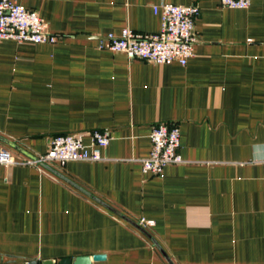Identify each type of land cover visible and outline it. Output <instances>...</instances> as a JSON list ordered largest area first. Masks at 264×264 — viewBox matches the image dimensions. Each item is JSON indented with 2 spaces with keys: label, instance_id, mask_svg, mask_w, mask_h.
<instances>
[{
  "label": "crops",
  "instance_id": "0c3cea01",
  "mask_svg": "<svg viewBox=\"0 0 264 264\" xmlns=\"http://www.w3.org/2000/svg\"><path fill=\"white\" fill-rule=\"evenodd\" d=\"M18 2L62 39L0 40V146L29 159L92 131L109 145L100 161L0 168V264H264V0ZM162 2L199 8L185 66L96 48L124 28L158 33ZM156 123L178 127L184 162L152 176Z\"/></svg>",
  "mask_w": 264,
  "mask_h": 264
},
{
  "label": "built area",
  "instance_id": "2783aa9c",
  "mask_svg": "<svg viewBox=\"0 0 264 264\" xmlns=\"http://www.w3.org/2000/svg\"><path fill=\"white\" fill-rule=\"evenodd\" d=\"M223 8L246 9L252 0H219ZM152 11L160 18V30L155 34H142L124 28L119 35H107L97 42V49L121 53L129 61L140 60L155 65L177 62L185 66L194 55L197 37L194 22L199 14L197 4L174 5L159 3ZM61 36L48 32L46 23L33 11L25 9L18 0H0V40L16 43L50 44L61 40ZM88 146L83 144V133L58 135L51 138L48 150L29 159H17L0 146V168L13 165L39 167L45 163L60 166L70 161H100V151L109 145V137L101 131H92ZM151 150L141 160L145 174L159 176L172 164L183 163L178 154L179 129L176 125L156 123L149 134ZM154 223L139 219L136 227L148 234Z\"/></svg>",
  "mask_w": 264,
  "mask_h": 264
},
{
  "label": "water",
  "instance_id": "95a60500",
  "mask_svg": "<svg viewBox=\"0 0 264 264\" xmlns=\"http://www.w3.org/2000/svg\"><path fill=\"white\" fill-rule=\"evenodd\" d=\"M103 259H104L103 255H93L92 257H88V256L76 257L73 260L69 258H63L55 262L46 260V261H43L41 264H91L92 262L102 261ZM31 264H37V262L32 261Z\"/></svg>",
  "mask_w": 264,
  "mask_h": 264
}]
</instances>
